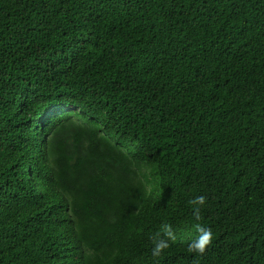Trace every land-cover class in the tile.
Wrapping results in <instances>:
<instances>
[{
	"label": "trees",
	"instance_id": "16d2710c",
	"mask_svg": "<svg viewBox=\"0 0 264 264\" xmlns=\"http://www.w3.org/2000/svg\"><path fill=\"white\" fill-rule=\"evenodd\" d=\"M0 264H264V0H0Z\"/></svg>",
	"mask_w": 264,
	"mask_h": 264
},
{
	"label": "clouds",
	"instance_id": "9594fccd",
	"mask_svg": "<svg viewBox=\"0 0 264 264\" xmlns=\"http://www.w3.org/2000/svg\"><path fill=\"white\" fill-rule=\"evenodd\" d=\"M206 199L205 196H198L189 201V204L194 206L193 215L196 221L202 219L200 209L205 205ZM195 230L198 233L197 239L188 244L187 251L190 254H197L202 257L213 243V231L210 227H205L201 223L195 225ZM151 239L154 245L152 248V255L153 257H159L164 250L170 247L169 241L174 243L177 237L172 226L170 224H164L162 225V231L157 232Z\"/></svg>",
	"mask_w": 264,
	"mask_h": 264
}]
</instances>
